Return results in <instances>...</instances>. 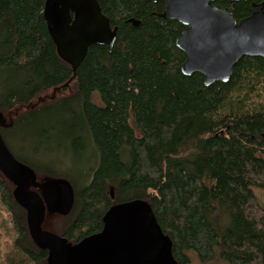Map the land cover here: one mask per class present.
Instances as JSON below:
<instances>
[{"label":"trees","instance_id":"16d2710c","mask_svg":"<svg viewBox=\"0 0 264 264\" xmlns=\"http://www.w3.org/2000/svg\"><path fill=\"white\" fill-rule=\"evenodd\" d=\"M44 1L0 0V112L26 106L0 133L24 126L29 133L35 123L36 135L68 139L79 158L94 149L80 180H68L74 202L58 235L75 243L101 230L113 203L143 199L170 237L177 264H192L194 255L201 264H264V207L253 193L264 189V59L244 56L227 82L205 86L200 73L181 72L185 54L175 39L183 26L158 15L162 2L97 0L117 27L116 41L111 50L90 45L73 75L48 33ZM261 1L236 2V20ZM68 85L73 94L30 106ZM14 157L36 175L63 178L40 161ZM12 190L0 171L11 246L21 256L6 262L47 264Z\"/></svg>","mask_w":264,"mask_h":264},{"label":"water","instance_id":"95a60500","mask_svg":"<svg viewBox=\"0 0 264 264\" xmlns=\"http://www.w3.org/2000/svg\"><path fill=\"white\" fill-rule=\"evenodd\" d=\"M164 4L158 15L183 28L175 39L184 52V75L200 73L209 86L227 82L234 65L244 56L264 59V0L251 2L250 15L237 21L233 10L239 0H154ZM43 18L57 54L70 64L73 75L92 44L111 50L117 27L111 26L97 0H45ZM134 25L138 20L130 18ZM0 112V126L4 124ZM0 171L12 182L15 201L25 209L31 239L47 250V264H177L172 241L159 225L152 207L143 199L113 203L102 217L100 231L72 243L41 228L46 213L66 215L73 202L70 182L46 180L41 193L30 189L35 172L18 161L0 133ZM113 199V189L110 190Z\"/></svg>","mask_w":264,"mask_h":264},{"label":"rangeland","instance_id":"374dc122","mask_svg":"<svg viewBox=\"0 0 264 264\" xmlns=\"http://www.w3.org/2000/svg\"><path fill=\"white\" fill-rule=\"evenodd\" d=\"M7 74H2V80L7 78ZM73 87L71 86H58L52 89H49L41 94H39L34 100L31 101L32 104H38L41 101L46 102L49 99H57L64 96L73 94ZM93 99L96 103L101 104V99L97 93L94 94ZM26 109V106L21 104H15L14 107L3 112L4 124L8 125L13 120L14 115H17L23 110ZM36 124H32V132L27 133L28 127L24 126L19 129V131L8 130L3 133L4 141L8 146L10 152L16 157H28L31 161H40L43 163L45 168L54 170L55 173L63 176L62 179L72 182L73 180H80L83 170L87 167L86 160L87 156L90 157L91 152L94 151L93 148L87 143L88 150L86 149L85 157L79 158V154H74L70 149L69 140L64 138L59 140V135H52L51 138L40 137L34 132ZM57 138L56 140H54ZM31 144L32 147L37 146L35 151H32L33 148L29 147ZM82 154V153H81ZM58 179L56 176H39L35 177L34 183H30V189L41 193L42 184L46 180ZM14 188V185H13ZM253 193L255 194L259 204L264 207V189L255 187L253 188ZM63 218L57 213H46L45 220L42 223L41 228L43 230L57 233V227L63 223ZM13 227L11 222V217L6 211L5 206L0 200V264H7L6 259L19 258L21 257L13 247L11 246V239L13 237ZM192 264H201L196 255L192 256ZM208 264H226L223 262L218 263H208Z\"/></svg>","mask_w":264,"mask_h":264}]
</instances>
